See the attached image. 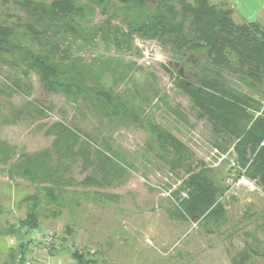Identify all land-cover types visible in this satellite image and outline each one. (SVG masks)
Here are the masks:
<instances>
[{
    "label": "rangeland",
    "instance_id": "obj_1",
    "mask_svg": "<svg viewBox=\"0 0 264 264\" xmlns=\"http://www.w3.org/2000/svg\"><path fill=\"white\" fill-rule=\"evenodd\" d=\"M14 1L3 4L1 17L20 26L18 44L43 52L37 42L23 36L29 19ZM71 1L74 12L61 17L54 31L44 36L59 42V48L53 49L55 60L76 62L81 74L90 71L83 78L86 85L111 90L124 106L121 116L103 117L91 106L94 100L74 101L47 88L34 72L22 76L23 66H10L9 56L4 58L7 61L0 58V264L13 249L18 252L20 242L25 264H77L72 257L75 250L93 258L92 264H232L231 258L248 245L263 251L264 193L248 178L251 185L237 184L238 171L243 174L244 169L236 165L232 148L224 153L216 149L208 121L195 116L178 83L177 71L196 74L201 60L184 67L163 41L135 33L124 39L116 33L115 29H122L127 34L128 23L146 8L118 0ZM210 1L231 9L233 20L242 22L226 0ZM260 23L264 26V18ZM15 77L20 79L19 87ZM186 78L192 81L191 76ZM54 123L77 134L76 149L87 148L95 160L100 157L95 150H100L118 162L117 168L124 171L116 173L123 174L108 185H80L93 169H82L78 157L63 176L68 183H63L58 196L61 205L49 201L43 191L48 184L37 170L47 166L36 157L51 148L54 135L46 130ZM156 126L171 131L191 149L194 160L205 163L226 186L220 197L227 208L226 223L205 226L171 214L178 204L181 179L148 148L155 142L151 127ZM24 168L33 173L26 177L21 173ZM31 196L38 201V224L16 229L33 208ZM183 197L181 192L179 198ZM251 261L264 264L258 255Z\"/></svg>",
    "mask_w": 264,
    "mask_h": 264
},
{
    "label": "trees",
    "instance_id": "obj_2",
    "mask_svg": "<svg viewBox=\"0 0 264 264\" xmlns=\"http://www.w3.org/2000/svg\"><path fill=\"white\" fill-rule=\"evenodd\" d=\"M118 1L123 5L146 8L145 12L128 23L127 34L122 29H115L124 39L135 33L144 39L163 41L170 45L176 61H180L183 66L187 63L196 64L199 62L196 60H201L196 74H187L179 69L178 83L190 99L195 116L208 121L216 149L224 153L232 148L236 165L244 169L243 174L238 171V177L240 173L254 181L264 193V26L257 21L236 23L231 9L216 5L210 0ZM7 2L8 0H0L2 61H7L4 58L9 56L11 60L7 62L10 66H23L22 76L34 72L47 88L60 90L74 101L94 100L91 106L103 117L121 114L124 105L120 98L114 96L109 89L100 90L87 86L83 78L90 75V71L81 74L82 69H78L79 64L76 62L71 61L69 65L64 62L65 58L55 60L53 49L59 48V42L46 40L44 37L49 36L50 30L54 31L52 28L61 17L74 12L75 6L71 0H54L50 4L33 0L14 1L29 19V22L24 23L23 36H29L44 48L40 53L17 43L20 38L17 27L20 26L9 24L1 17L2 6ZM65 26L70 31L75 28L73 24ZM187 76H191L192 81L185 80ZM14 80L16 87H19L20 79L15 77ZM180 116L184 118L182 114ZM151 130L155 142L148 148L155 151L170 172L181 179L178 194H175L178 204L171 214L178 219L196 221L205 226L212 223L218 227L226 223L227 208L220 201L226 186L216 179L213 170L206 167L205 163L194 160L191 149L171 131L157 126L151 127ZM46 132L53 133L54 139L50 149L37 154L36 159L44 161L43 166H47L44 171V167L37 170L43 173V181L48 184L43 187V191L54 204H59L57 200L62 193L63 183H68L63 181L64 174L72 170L71 166L78 157L82 159V169L90 166L93 169L90 175L78 182L80 185H108L112 179H119V175L123 174H118L117 170L124 171L117 168L118 162L112 161V158L100 150H95L96 156H100L96 161L87 148L76 149L77 134L66 126L54 123ZM47 161L52 162V165H47ZM110 167L116 171H112ZM21 173L28 177L33 171L24 168ZM98 173L101 174L99 179L96 178ZM181 192L185 197L180 199ZM30 198L33 200V208L16 229H30L38 224L37 197ZM62 198L66 199L64 195ZM244 234L248 235L247 231ZM23 248L24 244L20 242L18 252L13 249L3 264H25ZM254 248L252 245L244 247L231 258V263L254 264L251 261L253 255L264 259V250ZM72 257L77 264H92L95 261L76 250L72 252Z\"/></svg>",
    "mask_w": 264,
    "mask_h": 264
},
{
    "label": "crops",
    "instance_id": "obj_3",
    "mask_svg": "<svg viewBox=\"0 0 264 264\" xmlns=\"http://www.w3.org/2000/svg\"><path fill=\"white\" fill-rule=\"evenodd\" d=\"M226 2L231 4L230 7L232 6L235 8L238 13V20L242 22L257 21L260 23L261 19L264 18L262 17L264 12V0H226Z\"/></svg>",
    "mask_w": 264,
    "mask_h": 264
},
{
    "label": "built area",
    "instance_id": "obj_4",
    "mask_svg": "<svg viewBox=\"0 0 264 264\" xmlns=\"http://www.w3.org/2000/svg\"><path fill=\"white\" fill-rule=\"evenodd\" d=\"M263 108H264V105H263ZM240 182H244V183H246V184L251 185V182H249L247 179H245L244 176H240V177L238 178V182H237V184L240 183ZM46 243H49V242L47 241Z\"/></svg>",
    "mask_w": 264,
    "mask_h": 264
}]
</instances>
